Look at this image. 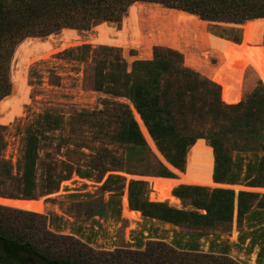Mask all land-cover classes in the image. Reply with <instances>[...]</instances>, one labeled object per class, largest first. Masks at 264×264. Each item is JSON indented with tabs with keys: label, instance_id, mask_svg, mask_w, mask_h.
Segmentation results:
<instances>
[{
	"label": "trees",
	"instance_id": "trees-1",
	"mask_svg": "<svg viewBox=\"0 0 264 264\" xmlns=\"http://www.w3.org/2000/svg\"><path fill=\"white\" fill-rule=\"evenodd\" d=\"M135 3L158 4L209 23L243 25L264 19V0H0V101L11 93L10 63L23 41L46 38L64 29L90 31L102 23L120 24ZM212 34L240 42L239 30L226 31L213 25ZM89 51V46H83L61 56L84 61ZM98 54L101 58L95 63L94 90L128 100L168 164L184 172L188 150L204 140L211 149L214 183L264 188L263 87L238 104L226 105L220 87L185 67L177 51L156 47L151 60L134 61L130 66L115 48L101 47ZM107 104L103 111L77 117L90 126L100 114L107 119L105 126L96 124L99 131L92 141L100 144L97 154L88 169L76 170L78 175L88 178L92 171H98L100 179L107 172L173 178L149 150L129 107L118 102ZM45 119L48 131L61 128L59 118L47 114ZM39 143L37 134L28 135L21 174L13 175L10 163L0 161V184L8 191L0 197L37 200L57 192L72 174V166L63 164L58 171L53 163L44 162L38 178ZM110 144L122 148L123 153L116 156L107 148ZM122 181L120 176L109 175L103 188L111 190ZM121 188L114 186L113 191ZM147 192L144 182L131 181L129 209L175 227L201 232L229 227L235 211L238 223L264 222V195L181 186L173 195L191 209L179 210L164 202H150ZM50 219L0 205V264H239L228 256L227 247L218 254H200L197 240L201 233L190 236L193 243L186 245L185 251L179 250L178 244L175 248L150 241L143 251L97 253L73 236L53 232ZM248 237L253 247L263 241L264 228L242 234L239 242L243 244ZM257 262L264 264V245Z\"/></svg>",
	"mask_w": 264,
	"mask_h": 264
},
{
	"label": "rangeland",
	"instance_id": "rangeland-1",
	"mask_svg": "<svg viewBox=\"0 0 264 264\" xmlns=\"http://www.w3.org/2000/svg\"><path fill=\"white\" fill-rule=\"evenodd\" d=\"M135 4L144 8L143 12L148 14L171 10L158 4ZM128 12L129 9L120 24H102H107L114 30H120L124 19L128 17ZM147 17L148 15L144 16V18ZM197 19L199 18L197 17ZM202 22H204L206 32L215 38L218 37L212 34L213 25L226 31L230 29L239 30V43L243 40V27L247 23L233 25ZM62 31L46 38H28L31 40L51 41L54 44L55 50L48 58L37 60L28 66L25 74V80L29 88L28 101L23 104L21 114L13 121L8 124L0 123V161L3 160L10 163L13 175L22 173L21 166L29 134H37L40 140L38 164L36 166L38 178L43 173L44 162L53 163L58 171L62 169L63 164L72 166V174L61 183L57 192L37 199L42 200L44 205H46L43 215L51 218L50 229L61 235L73 236L79 239L81 243L88 245L93 251L103 254H110L118 250L143 251L150 241L161 242L175 248H177L178 244L181 247L179 250L185 251L186 245L193 243V239L190 236L201 233L203 236L197 240V250L200 254H218L227 247L228 256L239 264H259L257 262L258 253L261 246L264 245V239L263 241H258L253 247H250L251 237H248L243 244L239 242V238L242 234H250L257 229L264 228V222L256 224L243 220L241 223H238L235 211L231 226L201 232L160 223L156 220L145 218L140 212L138 219L132 220L124 215L123 209L124 201H126L127 209L130 210L128 204L129 183L131 181L144 182L148 191L145 197L150 201V195L153 191L151 179L158 177L131 176L122 172H107L100 179V173L92 171L88 178H81L76 172L78 169L85 170L91 166L92 156L97 154L100 145L98 142L92 141L99 131V128H96V124L99 123L105 126L107 121L106 116L100 114L92 120L94 125L90 126L88 123H82L83 119L78 121L77 117L82 113H98L103 111L109 106L107 102H118L129 107L132 117L149 150L172 173L173 178L171 179H174L176 183L170 191L172 195L173 190L181 186L203 187L210 190H231L235 194L248 192L264 195V188L214 183L212 181L211 149L204 140L197 141L188 150L184 172L173 168L159 151L133 105L124 98H114L103 92H96L93 88L95 63L101 58L98 54L101 47L119 50L121 57L128 66L134 61L151 60L153 49L156 47L177 51L183 54L181 55L183 56L185 67L197 72L201 77L209 81H211V73L221 65V56L216 53L213 54L208 50L192 49L182 52L160 45H153L148 54L135 49L125 50L112 46L97 45L93 41L96 37L95 27L90 31L74 30L79 37V41L66 48H62ZM249 39L261 42L264 45L263 34L254 32L250 35ZM226 41L232 42L230 40ZM213 42L218 46L220 44L218 40H213ZM83 46L90 47V51L84 61L61 56L67 50ZM245 48L240 55V60L234 66L240 69L242 74L235 73L232 74V77L225 75L223 84L211 81L220 87L221 95L223 85L230 88V97L228 99L223 101L221 96L222 102L226 105L244 101L256 88L260 86L264 88L260 81L262 78L264 79V62L252 58ZM15 52L9 70V80L11 83V93L9 96L16 94L13 75L17 71L18 60L15 58ZM47 114L59 118L61 124L59 130L48 131V124L45 119ZM90 142L94 143L90 144ZM107 148L115 151L116 156H120L123 153V149L117 145L113 146L110 144ZM248 156L250 157L251 155L249 154ZM109 175L124 178V181L119 182L118 185H114L116 188L122 186L120 191H113L114 186L111 187V190L103 188ZM6 192L8 191L0 184V193ZM119 192L121 194L117 195L116 193ZM176 200L178 203L167 204L179 210L191 209V206L187 202H183L178 198ZM55 217L59 218L60 221L55 222L53 219Z\"/></svg>",
	"mask_w": 264,
	"mask_h": 264
},
{
	"label": "bare ground",
	"instance_id": "bare-ground-1",
	"mask_svg": "<svg viewBox=\"0 0 264 264\" xmlns=\"http://www.w3.org/2000/svg\"><path fill=\"white\" fill-rule=\"evenodd\" d=\"M143 10L144 8L138 4L132 5L120 30H114L107 24L96 26L94 43L125 50L135 49L144 54L150 53L153 45L166 46L182 52L192 49L208 50L221 56V65L211 73L210 80L222 84L225 75L232 77V74L235 73L242 74L241 70L234 66L240 60L244 47H246L245 49L252 58L264 62V45L261 42L249 39L254 32L264 35V19L247 22L243 27V40L241 43L236 44L208 34L204 22L194 15L174 11L173 9L150 14L144 13ZM145 15H148V17L144 18ZM213 40L220 41L218 42L220 43L219 46ZM78 41L79 37L74 30L64 29L62 31V48ZM54 50V44L51 41L28 39L18 46L15 52V58L18 60L17 71L13 75L16 94L0 102V123L8 124L21 114L23 104L28 101L29 88L25 80L28 66L32 62L48 58ZM260 81L264 86V79L262 78ZM223 86L221 96L222 100L225 101L230 97V88L226 85ZM151 180L153 191L150 195V201L169 204L178 203L170 192L176 184L175 180L159 178H152ZM126 204V201H124V215L129 219L137 220L140 215L139 212L128 210ZM0 205L39 214H43L46 209V205L42 200L0 199Z\"/></svg>",
	"mask_w": 264,
	"mask_h": 264
},
{
	"label": "water",
	"instance_id": "water-1",
	"mask_svg": "<svg viewBox=\"0 0 264 264\" xmlns=\"http://www.w3.org/2000/svg\"><path fill=\"white\" fill-rule=\"evenodd\" d=\"M240 102V101H239ZM238 102V103H239ZM238 103H236V104H238ZM227 105H234V104H227ZM159 179H165V178H159ZM171 180H174V179H171ZM172 195V194H171ZM172 197H174L173 195H172ZM175 198V197H174ZM0 199H5V200H15V199H7V198H0ZM20 201H37V200H20Z\"/></svg>",
	"mask_w": 264,
	"mask_h": 264
}]
</instances>
